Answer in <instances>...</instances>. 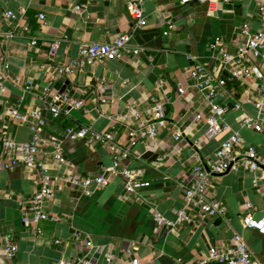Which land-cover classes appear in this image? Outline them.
Returning <instances> with one entry per match:
<instances>
[{
  "label": "crops",
  "instance_id": "crops-1",
  "mask_svg": "<svg viewBox=\"0 0 264 264\" xmlns=\"http://www.w3.org/2000/svg\"><path fill=\"white\" fill-rule=\"evenodd\" d=\"M257 1L145 0L144 24L136 27L126 0H0V126L23 142L31 137V126L41 121L42 138L60 139L66 160L64 164L48 160L54 182L53 196L45 206L59 219L37 226L21 222V209L37 187L33 172L22 166L0 172V238L11 237L17 244L12 259L0 254V264H61V260L84 255L88 240L94 245L97 264H105L110 253L127 259L128 251L144 264H199L210 247L229 249L234 232L242 234L254 257L264 264V234L242 225L247 204L255 216L264 214L260 170L210 178L207 196L225 206V215L215 218L186 207L181 184L191 178L195 155L210 160L234 131L244 144L264 155V124L262 131L239 125L242 110L256 114L253 102L259 91L264 92V80L249 77L226 83L227 92L218 102L225 109L227 127L207 139L206 123L196 121L195 114L206 115L209 105L192 83L190 70L195 61L188 58L194 56L211 71L226 76L217 62L218 51H239L246 41L241 31L244 23L251 32L261 27ZM6 10L17 17L8 18ZM39 14L44 15L43 21ZM8 33L12 36L6 38ZM123 33L130 34V43L140 48L137 55L58 73L59 67L78 58L82 45L106 42ZM101 85L106 86L104 102L99 97ZM179 87L185 89L182 94ZM43 98L56 99L62 106L66 100L79 105L68 114L56 116L40 110L38 116L31 115ZM154 98L164 104V124L157 127L153 138L131 139L130 130L152 121ZM236 103L241 109L235 108ZM12 108L29 114L28 121L22 124L12 119ZM73 125L112 134L130 152L121 164L138 172L149 185L129 193L120 177L111 176L105 187L85 195L78 185L66 182L67 175L79 178L101 173L113 160L109 150L65 136V129ZM177 130L182 133L181 141L172 137ZM157 156L164 159L159 168L153 165ZM183 208L190 220L174 227L158 225L154 219L158 212L174 220ZM207 264L224 263L213 260Z\"/></svg>",
  "mask_w": 264,
  "mask_h": 264
},
{
  "label": "built area",
  "instance_id": "built-area-1",
  "mask_svg": "<svg viewBox=\"0 0 264 264\" xmlns=\"http://www.w3.org/2000/svg\"><path fill=\"white\" fill-rule=\"evenodd\" d=\"M145 0H126V10L133 19L136 27L144 24L143 3ZM217 0H181L187 2H207L209 4ZM228 3L230 0H220ZM257 13L261 22V27L251 32L249 25L244 23L241 31L246 36L245 43L240 46L236 53H229L220 48L217 62L223 70L227 72L226 76L211 71L203 64L199 63L194 56V64L190 70L192 83L205 96L209 112L206 115L195 114V120H204L206 129L204 135L207 139L223 131L227 126L224 121L225 109L218 102L219 96L227 92L226 83L231 79L243 80L249 77L264 80V0H258L256 3ZM5 15L8 18L15 19L16 13L12 10H6ZM40 20H44V15H38ZM171 27L170 20L167 21ZM12 36L11 33L5 35L6 38ZM131 35L127 33L118 34L106 42H90L81 46L78 58L57 69L58 73H68L75 68L91 66L101 60H114L126 55H137L140 48L130 43ZM35 45L36 41L31 40ZM162 80L159 81L161 85ZM1 86V84H0ZM29 89V86L26 87ZM184 88L179 87L178 92L182 94ZM99 97L102 102L105 101L106 86L99 87ZM79 102L66 100L65 105H59L56 99L48 100L43 98L41 107L32 111L30 114L38 116L40 110H47L53 115L68 114L71 108L78 106ZM236 109H241L236 103ZM256 114H251L242 110L239 118V125L251 128L255 131H262L264 124V92L259 91L258 97L253 102ZM10 117L19 123H26L29 114L22 113L17 108H12L9 112ZM152 121L138 130H130L129 136L136 140L140 138H153L157 133V127L164 124V104L159 99L154 98L150 109ZM31 137L23 142L16 141L7 130L0 126V172L11 170L14 167L22 166L33 172V182L37 186L32 198L28 204L21 209V222L25 226L31 224L37 226L44 220H58L59 217L52 215L46 210L45 203L53 196L54 178L48 167V160L53 159L56 163L64 164L66 162L62 152L61 140L53 138L45 141L42 138V122L31 126ZM65 136L75 139H83L89 147H103L113 154V160L110 166L104 168L101 173L89 174L76 178L72 175L64 177L66 182L76 184L81 188L85 195H90L95 189L105 187L111 176H118L122 179L124 188L127 192H133L140 187L149 185L148 181H142L139 173L121 164V159L129 157L128 147L120 145L109 132L95 131L88 125L70 126L65 129ZM175 141L182 140V133L177 130L173 134ZM196 146L199 143L195 142ZM162 156H157L153 165L159 168L163 165ZM260 170L259 178L264 177V155L260 154L253 146L243 143L242 137L238 131L223 140L216 148L213 157L208 161H203L200 156L195 155V162L191 167V178L181 182L182 192L186 207L196 208L198 212L208 217H219L225 215V206L216 199L207 196V186L212 176L226 172ZM247 210L242 216V225L244 228L256 230L259 234H264V214L255 216L253 208L247 204ZM186 209H180L176 213L174 220L166 219L160 213H155L154 219L158 225L174 227L183 220L189 221ZM232 246L227 250H219L210 247L208 253L202 257L199 264H207L210 261H219L224 264H262L253 255L247 242L241 233L234 232L232 237ZM56 243H59L56 240ZM88 250L84 255L75 256L69 259L61 260V264H97L93 261V248L91 240L87 241ZM17 252V244L11 237L0 238V254L6 259H12ZM128 258L123 259L114 253L105 256V264H144L135 254L128 251Z\"/></svg>",
  "mask_w": 264,
  "mask_h": 264
},
{
  "label": "trees",
  "instance_id": "trees-1",
  "mask_svg": "<svg viewBox=\"0 0 264 264\" xmlns=\"http://www.w3.org/2000/svg\"><path fill=\"white\" fill-rule=\"evenodd\" d=\"M233 80H234V79L228 80L227 83L230 82V81H233Z\"/></svg>",
  "mask_w": 264,
  "mask_h": 264
}]
</instances>
